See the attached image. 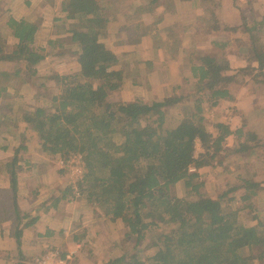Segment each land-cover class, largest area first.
<instances>
[{
	"label": "trees",
	"instance_id": "16d2710c",
	"mask_svg": "<svg viewBox=\"0 0 264 264\" xmlns=\"http://www.w3.org/2000/svg\"><path fill=\"white\" fill-rule=\"evenodd\" d=\"M145 1L144 5L133 7L135 16L151 14L161 2ZM203 1L206 10L202 22L212 25L217 20L211 0ZM235 2L240 7L239 0ZM110 4L109 0L62 2L65 19L76 30L70 44L78 48L71 55H77L73 59L79 71L47 77L39 84L44 91L38 95L47 104L22 112L23 121L35 132L44 151L59 155L64 161L74 155L82 158L85 174L79 187L80 196L101 210L98 217L120 222L126 229L124 243L132 241L135 252L128 256L126 245L122 244L123 253L105 264L264 263V218H254L257 223L252 227L244 226L239 220L240 215L253 208V198L264 190L262 182L248 179L229 188L215 202L199 194L201 184L196 182L199 172L211 164L229 136L242 141L226 149V155L262 154L264 141L253 130L232 131L216 121L213 135L203 117L204 106L215 108L232 101L230 87L243 84L254 69L244 68L232 74L224 55L220 58L208 53L190 54L194 85L189 96L112 102L108 97L122 89L125 77L117 56L104 42L103 31L113 20ZM165 5L166 9L171 7L169 3ZM241 22L243 33L248 35L244 44L257 53L260 33L255 31V26H262L264 18L256 22L245 10ZM7 25L18 43L11 51L0 45V62L12 63L14 77H21L22 82L25 76L37 78L36 67L45 58L43 49L34 47L38 26L12 19ZM136 27V34H149ZM132 29L126 31L132 33ZM70 52L59 46L56 54L68 56ZM11 82L7 73H0V97ZM186 101L192 102L193 112L183 115L174 126H166L167 109ZM196 142L207 151L198 157L194 155ZM15 162L16 158L11 164ZM191 169L194 171L190 172ZM9 183L15 196L13 172L9 174ZM175 183L184 185V198L177 200L170 195L169 187ZM72 193L71 187H66L60 196L52 198L51 204L73 198ZM229 193L233 196L222 203L221 199ZM12 199L11 235L19 246L22 230L36 223L37 217L21 212L16 198ZM164 222H167L164 231L156 237L150 235L149 244L138 248Z\"/></svg>",
	"mask_w": 264,
	"mask_h": 264
},
{
	"label": "crops",
	"instance_id": "0c3cea01",
	"mask_svg": "<svg viewBox=\"0 0 264 264\" xmlns=\"http://www.w3.org/2000/svg\"><path fill=\"white\" fill-rule=\"evenodd\" d=\"M63 1L0 0V45H4L7 51L16 47L18 41L12 36L7 22L9 19L23 20L38 26L34 47L43 49L45 57L36 67L37 78L25 76L24 82L21 77H14L12 63L0 62V73H7L12 80L0 97V264H23L37 254L53 252L65 255L64 258L72 254L78 262L86 257L96 264L100 256L104 259L100 264H105L117 255L113 249L115 223L98 217L100 213L96 207L81 198L61 199L56 205L51 204L52 198L60 196L66 188L62 158L41 148L37 135L22 117V112L47 104L45 99L38 97L40 91H44L39 84H43L47 77L79 71L73 59L77 55H71L78 48L70 44V37L76 30L65 19L61 8ZM114 1L109 0L112 7L109 12L113 15L119 12ZM235 1H210L217 20L212 25L202 22L206 10V1L203 0H174L171 7L163 9V14L156 15L153 22L145 19L155 15L159 7L151 14L138 13L139 16H135L133 7L141 4L139 0V3H131L127 19L136 20L127 27L113 18L103 31L104 42L117 56L125 77L122 89L110 95L109 100L114 97L117 102L136 99L146 102L167 98L175 93L174 90L182 88V78L191 75L190 54L211 55L217 50L224 55L232 74L236 70L251 68L261 80L251 84L246 79L243 84L232 85L233 100L225 102L228 105L238 103L233 109L236 112L232 113L234 119L223 124L232 131L240 128L245 131L247 127L244 125L235 128L236 118H248L251 110L264 111V98L260 97L264 96V24L255 26V31L260 33L258 52L255 53L244 44L248 35L243 33L241 17L246 10L253 20L260 22L264 18V0H247L246 8L242 0H239L240 7ZM165 17L171 20L168 26L162 25ZM136 25L149 34H136ZM131 27L132 33L126 31ZM59 46L69 49L70 55L56 54ZM16 79L19 80L17 85L13 84ZM248 105L251 109L246 112ZM229 137L238 139L233 135ZM14 158L16 162L11 164ZM11 172L16 175L15 196L10 190ZM13 197L21 212L37 217L36 223L22 230L19 246L11 235ZM5 215L7 217L3 218ZM109 240L108 248L100 247L101 252H98L99 243Z\"/></svg>",
	"mask_w": 264,
	"mask_h": 264
},
{
	"label": "rangeland",
	"instance_id": "374dc122",
	"mask_svg": "<svg viewBox=\"0 0 264 264\" xmlns=\"http://www.w3.org/2000/svg\"><path fill=\"white\" fill-rule=\"evenodd\" d=\"M135 1H137V3L140 2L141 5H144L146 3V1H142V0H139V2H138V0H116V1H114V2H116L115 3L116 4L115 9H116V7H118L119 12H117V14L115 13V15L112 14V17L116 20H120V23L125 24V25L130 24V22H132L133 20L135 21L136 18L135 19L133 18L132 21H131V19H127L130 17V15L128 14V12H130V9L128 8V6H132L131 3L133 4ZM242 1L244 2V8H246L247 4L249 2L246 3L247 0H242ZM172 2H174V0H161L160 6L158 9L159 11L156 10L155 15L152 14L153 16L152 15L147 16L146 19L145 18H142V19H145V21L147 20V22H153L157 18L156 15L163 14V9H166L165 4H167V3L172 4ZM168 8L169 7H167V9ZM139 20H140V18H139ZM170 21L171 20H167V17H165L163 22H162V25L168 26L170 24ZM67 22H69V21H67ZM212 54L216 55L217 57L221 56L217 50L212 51ZM247 79H249L251 81V84L254 82L258 83L259 81H261L260 79L256 78L254 72ZM16 80L13 81V84H15V85H17L19 82L18 79H16ZM193 85H194V81L191 78V75H188V77L182 78V88L181 89L178 88L177 90H174L175 93H171L168 97H170V96H175V97L189 96L193 90ZM260 97L264 98V96H260ZM261 98H259V99L262 100ZM43 99L44 98H41L40 100H43ZM38 100H39V98H38ZM46 101L47 100H45V102ZM112 102H117V100L114 99V97H112ZM263 102H264V100H263ZM236 103H238V102H235L234 104L229 103V105L226 103H223L220 106H217L215 108H209L207 106H204L203 117L205 120V125H206V127L210 133L215 135L213 125L216 121L223 123V122H228V121L231 122V118L234 119V116H232V113H233L232 111H233L234 107H236ZM248 104H250V101ZM43 105H45V103ZM243 106H244V103H243ZM192 107H193L192 102L186 101L180 105H176V106L168 108L166 111V126L167 125L168 126H174V124H176L178 121L181 120L183 115L185 116L186 114L193 112ZM250 109H251V105H248V109L246 112L250 111ZM248 115H249L248 118H246L245 116H244L245 118L238 116L240 118H236L237 119V120H235L236 123H234L235 128H237L240 125H244L245 127H247V129L243 132L253 130L264 141V111L254 112V110H251ZM241 130H243V129H241ZM239 141H240L239 139H235V138H231V137L227 138L224 141L223 149L220 150L219 153H216L215 158L212 161H210L211 164L209 166L203 168L199 172V178L196 182L201 184V187L199 189V194H201L202 197L209 198L213 202H215L220 197H222V195L225 192H228L227 190L229 188L237 186L241 183H244L248 179H251L252 182H258V181L262 182L261 186L264 189V181H263L264 180V145H263V148L261 150L262 154H260V155L249 156V157L247 156V154L226 155V153L228 152L226 149L231 148L234 144L238 143ZM241 141H242V138H241ZM206 152L207 151L204 150L201 147V145L196 142L195 152H194L195 157H198L199 155L205 154ZM66 160H67V158H65V161ZM65 161L63 159L61 161L62 167L64 169V173L66 171L65 165H64ZM203 170H206V171H203ZM193 171H194L193 169L190 170V172H193ZM170 173H172L171 170H170ZM64 176H65V174H64ZM65 180H66V187H71L70 186L71 183L69 182V180L66 177H65ZM80 185H79V187H80ZM71 190H72V188H71ZM169 192H170V195L173 198H176L177 200L184 198V196L186 195V190H185L184 185L182 183L172 184L169 187ZM241 193H242V190L239 191V194H241ZM72 195H73V193H72ZM80 195H81V193H80ZM231 196H233V194L231 195V193H229L225 198L221 199V202L226 203L227 200ZM236 196H237V194H236ZM79 198L84 199L81 196L75 197L73 195V198L70 197L68 200L79 199ZM253 200H254V205L252 206L253 208L250 210H247L243 215L239 216V218H240L239 220H241V223L247 227H252V226L256 225L257 222L254 220V218H260V219L264 218V190L259 192L253 198ZM96 209H97V212H99L100 214L102 213L101 210L98 209L97 207H96ZM106 220H107V218H106ZM166 224H167V222L159 224V225H161L160 227H162V228L159 231L149 233L146 236V238L140 243V246L138 248H143V247L147 246L150 242V235H153L156 237L157 234H159V233L161 234V232L164 231ZM114 226H115V230H114L115 241L113 243L114 244L113 249L115 250L114 252L117 255L122 254L123 251L125 250V249L122 250V248H124V246L126 245V252L128 253V256L133 255V253L135 252V251L133 252V250H132L133 242L128 241V242L124 243L123 236H124V232L126 231V229H124L123 225L120 222H116L114 224ZM122 244H125V245L122 246ZM99 245H100V243H99ZM99 245H98V252H101L100 247L102 249H107L108 245H110V240L108 242H105V243L102 242V244L100 246ZM117 255H115V256H117ZM39 256H40L39 254L36 255V257H39ZM139 257H141L140 254H139ZM74 258H75L74 255L69 254V258H68L67 263L68 264H96V262L91 263L86 257L81 258L79 262L77 261V258H75V259ZM98 261H99V263H97V264H100V263L104 262V259L99 256ZM259 264H264V263L262 262Z\"/></svg>",
	"mask_w": 264,
	"mask_h": 264
},
{
	"label": "built area",
	"instance_id": "2783aa9c",
	"mask_svg": "<svg viewBox=\"0 0 264 264\" xmlns=\"http://www.w3.org/2000/svg\"><path fill=\"white\" fill-rule=\"evenodd\" d=\"M65 165V177L69 180V183L73 195L75 197H80L79 185L83 182L85 168L84 162L80 156L74 155L69 158L64 163ZM39 257H31L23 264H68L69 256L65 258H60L56 253H46L44 255L39 254Z\"/></svg>",
	"mask_w": 264,
	"mask_h": 264
}]
</instances>
